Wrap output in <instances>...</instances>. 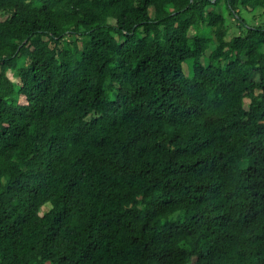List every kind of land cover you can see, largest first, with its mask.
Returning <instances> with one entry per match:
<instances>
[{
  "label": "trees",
  "instance_id": "1",
  "mask_svg": "<svg viewBox=\"0 0 264 264\" xmlns=\"http://www.w3.org/2000/svg\"><path fill=\"white\" fill-rule=\"evenodd\" d=\"M223 1L264 9L0 0V264H264V25Z\"/></svg>",
  "mask_w": 264,
  "mask_h": 264
},
{
  "label": "rangeland",
  "instance_id": "2",
  "mask_svg": "<svg viewBox=\"0 0 264 264\" xmlns=\"http://www.w3.org/2000/svg\"><path fill=\"white\" fill-rule=\"evenodd\" d=\"M220 7L222 8V11L225 12V14L227 15V20L229 23L232 24L231 29H230V33L227 36L228 38L232 37L234 34L239 33L240 32V28H239V24H246V25H264V9L263 7H249V6H243V4L241 3L239 5V9L237 11H239L240 15L237 14L236 16L233 15L232 17L229 15V13L227 12L226 9V4L225 1H223L220 5ZM213 6H209L208 9H212ZM150 12L151 14L154 13V8L150 7ZM242 17L243 20H238L237 17ZM0 18H4L2 16V14L0 13ZM209 27H206L205 29H208ZM196 33V29L195 27H192L190 29V35H194ZM214 48V44H212L210 46V48L206 51V53L202 56V61L204 64L208 63V55L210 53V51H212ZM184 71L186 74H189L192 72L193 70V60H188L184 63ZM247 101H249V99H247ZM50 208L49 204H46L42 207V212L47 211Z\"/></svg>",
  "mask_w": 264,
  "mask_h": 264
}]
</instances>
